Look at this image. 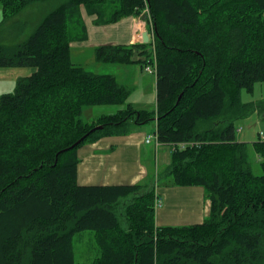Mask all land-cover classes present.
I'll use <instances>...</instances> for the list:
<instances>
[{"label":"trees","instance_id":"obj_1","mask_svg":"<svg viewBox=\"0 0 264 264\" xmlns=\"http://www.w3.org/2000/svg\"><path fill=\"white\" fill-rule=\"evenodd\" d=\"M59 1L21 39V12L52 0H0V68L32 70L0 96V264H79L73 238L84 231L98 249L92 264H264V140L235 139L237 121L255 111L264 121V99L241 100L264 83V0ZM82 7L95 25L150 20L147 44L94 54L99 64L152 65L154 111L134 110L113 75L72 62L71 42L86 40ZM99 106L119 109L82 119ZM149 121L173 149L158 177L203 188L201 224L157 226L148 186L77 182L83 144Z\"/></svg>","mask_w":264,"mask_h":264},{"label":"crops","instance_id":"obj_2","mask_svg":"<svg viewBox=\"0 0 264 264\" xmlns=\"http://www.w3.org/2000/svg\"><path fill=\"white\" fill-rule=\"evenodd\" d=\"M0 14H2L1 11ZM144 16L126 17L109 25H95V16H90L88 20L90 24L85 27L86 30H90L92 40L96 42L90 40L89 32L87 39L80 44L95 48L101 45L143 44L141 35L145 30L149 34V40L151 37L149 23ZM79 49L81 51L82 47L79 46ZM16 69L18 70L12 74L14 78L22 76L21 74L28 76L32 71L29 68ZM8 76L10 73L0 68V82ZM116 80L119 82L117 78ZM147 135L149 134H145V129L133 125L126 135L102 137L94 142L83 144L77 150L79 159L77 182L87 186H148L154 189L162 202L161 207L156 208L155 211L157 226L201 224L207 217L209 209V202L205 198L203 188L176 186L171 178H160L162 181H158L159 171L162 173L170 163L173 149L169 145L156 143L154 140L146 143Z\"/></svg>","mask_w":264,"mask_h":264},{"label":"rangeland","instance_id":"obj_3","mask_svg":"<svg viewBox=\"0 0 264 264\" xmlns=\"http://www.w3.org/2000/svg\"><path fill=\"white\" fill-rule=\"evenodd\" d=\"M59 3V0H52L51 3L31 4L30 6L26 7L19 16L22 18L21 20L27 22L25 24V29L21 32V39H25L27 35L38 25L43 16L48 11L56 7ZM82 9V12L80 11L81 19L83 20V23L87 25L86 27H88V24H90L88 20L91 17L87 14L84 7H82ZM145 14H147V11H145ZM1 21L2 14H0V22ZM147 21L151 29L152 27L150 25V20L147 19ZM89 28L92 29L91 27ZM2 29H4L3 25L0 27V32ZM89 32L90 30L87 29L86 39ZM81 33L82 32L80 31V34ZM90 35V40L96 42V40H92L91 32ZM80 43H82V41L75 40L71 42V60L74 64L81 65L86 70L94 73L114 75L122 85L126 86L130 90L127 103L130 104L134 110H146L149 112L155 110V72L153 71L152 65H148L152 71V73H149L144 68H141L137 63L130 65L99 64L95 62V47H91L89 45L81 46ZM79 46L82 47L81 51ZM3 69L10 73V76L0 82V96L1 94L12 93L15 89L17 79L25 76V74H21L22 76H16L18 78H14L15 76H12V74L18 69ZM263 99L264 83H256L252 89V92H247L246 90L241 91V100L243 102H257ZM117 109H119L117 106L88 107L84 109L82 119L86 122H93L99 115L113 114ZM138 126L142 129H145V134L147 133L151 135L155 131L154 121H149ZM235 126V139L238 142L251 144L260 137V132L264 134V121L256 111L248 115L246 118L237 121ZM250 159L252 160L253 167L256 168L257 160L255 154L252 151H250ZM256 169H254L255 172H257ZM160 173L161 171H159V174ZM157 180L160 181L161 179L158 178ZM93 235L94 234L91 231H84L74 236L73 248L75 261L77 263L92 264L93 259L98 255V249Z\"/></svg>","mask_w":264,"mask_h":264},{"label":"built area","instance_id":"obj_4","mask_svg":"<svg viewBox=\"0 0 264 264\" xmlns=\"http://www.w3.org/2000/svg\"><path fill=\"white\" fill-rule=\"evenodd\" d=\"M145 70H146L147 72H149V73H152V71H151V69H150L149 66H147V67L145 68ZM153 71H154V67H153ZM259 136H260L259 138H260L261 140H264V134H263L262 132H260ZM152 139H154V141H155L156 143H158L157 140H156V134H155V133H152L151 135H147V136L145 137V142H146V143H149ZM178 146H179L180 148H184V147H185V144H184V143H181V144H179ZM161 204H162L161 199L157 197V198H156V203H155V208H160V207H161Z\"/></svg>","mask_w":264,"mask_h":264},{"label":"water","instance_id":"obj_5","mask_svg":"<svg viewBox=\"0 0 264 264\" xmlns=\"http://www.w3.org/2000/svg\"><path fill=\"white\" fill-rule=\"evenodd\" d=\"M144 19H146V16H144ZM149 42V34L147 32V30H145L142 35H141V43L143 44H147ZM102 128V126H98L95 129H100ZM93 131V130H92ZM83 138H81L80 140H78L75 144H73L69 149H71L72 147H74L75 145H77Z\"/></svg>","mask_w":264,"mask_h":264}]
</instances>
